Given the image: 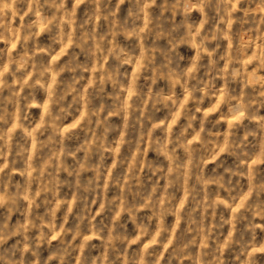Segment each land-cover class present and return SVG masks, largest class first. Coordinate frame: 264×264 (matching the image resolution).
<instances>
[{"label": "rangeland", "instance_id": "1", "mask_svg": "<svg viewBox=\"0 0 264 264\" xmlns=\"http://www.w3.org/2000/svg\"><path fill=\"white\" fill-rule=\"evenodd\" d=\"M6 3L0 264H264V0Z\"/></svg>", "mask_w": 264, "mask_h": 264}, {"label": "clouds", "instance_id": "2", "mask_svg": "<svg viewBox=\"0 0 264 264\" xmlns=\"http://www.w3.org/2000/svg\"><path fill=\"white\" fill-rule=\"evenodd\" d=\"M152 2L154 3L155 2V0H152ZM184 2H185V6H187V0H184ZM15 3H17V0H12V4H4V8H11L12 7V5L13 4H15ZM207 21H205V23H206ZM190 27V26H189ZM23 66V65H22ZM190 72L191 71H193L192 69H190L189 70ZM40 75L41 76H43L44 75V73L43 72H41L40 73ZM181 78H182V76H181ZM0 83H3L2 81H0ZM43 86V85H42ZM191 91H195V89H192ZM191 91L189 92V95H191ZM233 111L235 112V111H243V107L242 106H239V107H237L236 109H233ZM182 169H183V165H180V166H174L172 169H171V171L172 172H174L175 174H176V178L177 179H179L182 175H183V171H182ZM50 227H53V226H50ZM142 227V230H141V233H140V235L141 236H145V235H148V232H147V228L146 227H143V226H141ZM65 231H67V230H65ZM164 231V229H163V227H161V233ZM161 233H158V235L159 234H161ZM77 234H79V233H77ZM57 235H59V233H57ZM4 238L3 237H0V242H2V240H3ZM109 239L111 240V239H113V237H109ZM155 242V241H154ZM26 251H27V249H25ZM70 251V249L69 248H66L65 249V254L67 255L68 254V252ZM20 264H23V260L20 262Z\"/></svg>", "mask_w": 264, "mask_h": 264}]
</instances>
